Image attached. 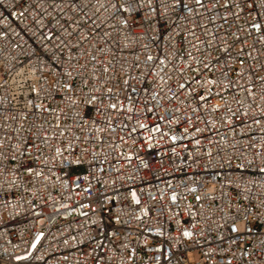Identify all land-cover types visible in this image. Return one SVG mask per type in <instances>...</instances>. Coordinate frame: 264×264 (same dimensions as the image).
I'll use <instances>...</instances> for the list:
<instances>
[{"label":"built area","instance_id":"2783aa9c","mask_svg":"<svg viewBox=\"0 0 264 264\" xmlns=\"http://www.w3.org/2000/svg\"><path fill=\"white\" fill-rule=\"evenodd\" d=\"M0 264H264V0H0Z\"/></svg>","mask_w":264,"mask_h":264}]
</instances>
